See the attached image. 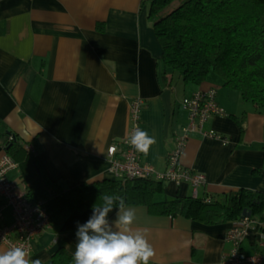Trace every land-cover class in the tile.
Instances as JSON below:
<instances>
[{"label": "crops", "instance_id": "obj_1", "mask_svg": "<svg viewBox=\"0 0 264 264\" xmlns=\"http://www.w3.org/2000/svg\"><path fill=\"white\" fill-rule=\"evenodd\" d=\"M151 1L0 0V118L21 142L36 145L38 164L47 177L68 189L114 178L107 150L114 143L122 149L120 142L131 126V103L138 97L144 102L141 130L156 140L141 159L159 172L167 171L169 154L189 121L182 99L215 87L225 113L212 116L205 130L214 129L229 141L194 131L186 139L181 164L205 175L197 188L200 196L239 188L264 192V108L245 101L215 73L192 83L166 67L150 16ZM5 152L0 147V158ZM20 159L8 177L24 191L29 186L24 180L35 171ZM162 184L154 194L157 201L195 196L189 181ZM2 202L0 195V206ZM125 206L136 210L132 227L147 230L155 250L149 264H222L233 248L226 233L239 220L206 223L155 214L143 204ZM91 214L92 208L74 211L51 223L33 242L29 259L45 264L59 248L74 253L77 222L83 224ZM115 218L114 207L109 220ZM12 219L11 209L5 208L0 226ZM258 243L252 234L242 250L264 255ZM9 249L0 245V253Z\"/></svg>", "mask_w": 264, "mask_h": 264}, {"label": "trees", "instance_id": "obj_2", "mask_svg": "<svg viewBox=\"0 0 264 264\" xmlns=\"http://www.w3.org/2000/svg\"><path fill=\"white\" fill-rule=\"evenodd\" d=\"M150 16L166 67L192 83L206 80L213 71L225 86L240 91L245 101L257 109L264 108V0H152ZM0 147L18 165L19 154H23L22 163L32 166L33 177L28 175L24 180L29 182L26 195L32 202L44 203L54 224L74 211L102 203V196L109 194L122 196L126 205H147L155 214L185 216L206 223L251 217L260 222L259 230L264 233L262 191L239 188L212 196L157 201L154 194L162 189L163 180L154 178H106L62 189L42 170L36 152L27 151L26 144L6 128L1 118ZM248 211L251 215L245 216ZM45 264H74L73 253L59 248Z\"/></svg>", "mask_w": 264, "mask_h": 264}, {"label": "built area", "instance_id": "obj_3", "mask_svg": "<svg viewBox=\"0 0 264 264\" xmlns=\"http://www.w3.org/2000/svg\"><path fill=\"white\" fill-rule=\"evenodd\" d=\"M143 99L135 98L130 107L131 126L128 134L122 138L119 150L118 144H111L107 154L110 162V172L114 178H154L157 180H169L180 183L189 181L197 188L206 180L205 175L195 174L190 169L182 166L180 157L183 153L185 142L190 133L200 130L206 135L220 139L227 143L229 139L214 129L205 130V123L214 115L225 113L217 101V89L215 87L200 90L182 101L183 107L189 115L188 123L183 127V133L177 137V147L169 154V167L165 172L157 171L154 166L144 163L141 153L136 151L129 139L136 129L141 130V110ZM4 149V148H3ZM26 150L35 153L34 143L26 144ZM18 166V162L7 152L0 158V195L3 198L0 206V218L3 210L10 208L12 222L0 226V245L7 244L10 248L22 246L29 253L32 251L33 242L50 226L51 217L42 201L32 202L26 195V190L20 191L17 184L8 177V173ZM260 222L243 217L239 223L231 227L226 233V240L233 244V248L227 253L222 264H264L262 253L248 254L242 250L243 241L252 234L258 236V244L264 246V233L259 230Z\"/></svg>", "mask_w": 264, "mask_h": 264}, {"label": "clouds", "instance_id": "obj_4", "mask_svg": "<svg viewBox=\"0 0 264 264\" xmlns=\"http://www.w3.org/2000/svg\"><path fill=\"white\" fill-rule=\"evenodd\" d=\"M129 143L147 155L156 140L146 131L136 129ZM101 199L102 203L93 204L86 222H77L74 264H149L155 250L147 239V230L132 227L137 221L136 210L126 207L120 195L105 194ZM114 207L116 218L110 221L109 213ZM29 256L25 248L14 246L0 253V264H42L40 259L31 260Z\"/></svg>", "mask_w": 264, "mask_h": 264}, {"label": "rangeland", "instance_id": "obj_5", "mask_svg": "<svg viewBox=\"0 0 264 264\" xmlns=\"http://www.w3.org/2000/svg\"><path fill=\"white\" fill-rule=\"evenodd\" d=\"M174 5H175V3H174V4H171L168 8H169V9H173ZM210 73L212 74V73H214V72L212 71V72H210ZM177 75H178V78H179V74H178V73H177ZM18 184L20 185L21 182H18Z\"/></svg>", "mask_w": 264, "mask_h": 264}, {"label": "water", "instance_id": "obj_6", "mask_svg": "<svg viewBox=\"0 0 264 264\" xmlns=\"http://www.w3.org/2000/svg\"><path fill=\"white\" fill-rule=\"evenodd\" d=\"M251 213H252L251 211L244 212V215H245V216H250V215H251Z\"/></svg>", "mask_w": 264, "mask_h": 264}]
</instances>
